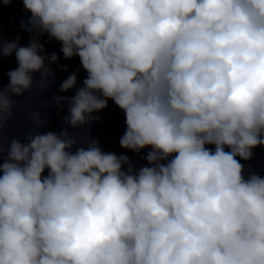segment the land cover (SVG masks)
I'll use <instances>...</instances> for the list:
<instances>
[{"label": "clouds", "instance_id": "clouds-1", "mask_svg": "<svg viewBox=\"0 0 264 264\" xmlns=\"http://www.w3.org/2000/svg\"><path fill=\"white\" fill-rule=\"evenodd\" d=\"M22 3L21 28L36 35L0 39L17 62L0 130L33 73L48 87L47 33L87 73L53 97L68 103L65 123H91L111 99L125 114L120 146L150 150L135 168L97 140L71 151L67 129L0 144V264H264V176L241 163L264 146V0ZM76 82L72 72L60 91Z\"/></svg>", "mask_w": 264, "mask_h": 264}, {"label": "water", "instance_id": "water-1", "mask_svg": "<svg viewBox=\"0 0 264 264\" xmlns=\"http://www.w3.org/2000/svg\"><path fill=\"white\" fill-rule=\"evenodd\" d=\"M30 15V12L24 9L22 0H12V3L7 6L3 4V0H0V39L11 41L16 40L19 36V44L26 46L32 36L36 35L34 32L30 33L21 28V22L26 23ZM38 39L45 46V55H51L55 52L58 56V60L49 65L53 70V75L48 77L49 83L46 91L41 92L37 87L40 74L33 73L34 83L32 88L25 91L22 96L13 97L17 104L13 110L12 118L6 122L4 129L0 130V144L6 148L13 136L22 142H26L29 133L48 131L58 133L61 129H67L69 134L77 141V144L71 149L73 152L78 146L87 147L89 140H97L105 152L128 155L135 168L145 165L147 161L143 157L150 150L149 147L146 146L139 153H135L120 146L119 140L126 128L125 114L111 99L108 100L107 107L92 113L98 119L93 120L91 123L75 128L65 123L63 118L69 115L68 103L61 101L57 104L53 97L57 95L73 96L77 88L82 86V81L87 73L83 69L78 56L64 58L63 53L60 51L61 43L59 41L50 38L47 33L39 35ZM45 63L48 64L49 62L45 60ZM61 65H65L66 68L62 69ZM16 67L17 62L14 52L11 56L0 54V88L9 81L7 72ZM72 72L77 73L76 85L67 91H60V84ZM30 111L40 112L46 123L43 126L36 125L29 116ZM206 147L214 148V145H206ZM252 151L253 156L250 160H241V163L244 164V174L247 176L249 172H256L264 176V146H257ZM5 155L6 152L0 153V163L3 162ZM43 175H47V169Z\"/></svg>", "mask_w": 264, "mask_h": 264}]
</instances>
